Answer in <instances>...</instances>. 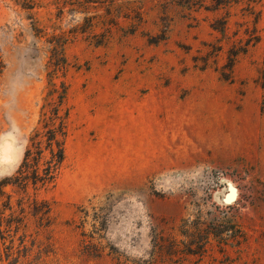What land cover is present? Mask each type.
Segmentation results:
<instances>
[{"label": "rangeland", "instance_id": "rangeland-1", "mask_svg": "<svg viewBox=\"0 0 264 264\" xmlns=\"http://www.w3.org/2000/svg\"><path fill=\"white\" fill-rule=\"evenodd\" d=\"M214 3L0 0V180L20 163L56 42L71 108L42 194L54 223L11 230L0 264H264V0L257 33L243 5ZM197 216L236 232L200 254L153 252L155 233L184 240Z\"/></svg>", "mask_w": 264, "mask_h": 264}, {"label": "trees", "instance_id": "trees-1", "mask_svg": "<svg viewBox=\"0 0 264 264\" xmlns=\"http://www.w3.org/2000/svg\"><path fill=\"white\" fill-rule=\"evenodd\" d=\"M214 8L243 5L249 14H254L252 31L257 33V24L261 20L262 10L255 12L256 5L261 0H213ZM30 8V6H25ZM243 7L241 9H244ZM226 23V20L223 22ZM261 37L256 36L255 42ZM51 49V55L46 66V85L39 105L38 118L25 139V146L20 163L15 172L0 180V261L2 257L8 260L12 255L11 245L6 244L9 232L14 233L26 227V220L31 217L39 228L48 229L54 223L53 201L42 194L54 186L65 160V146L69 135L70 106L68 103L69 86L64 79L68 63L64 56L63 43L56 42ZM101 43V42H97ZM240 51H230L224 67L228 73L221 72L223 80H232V71L236 56ZM3 65L0 62V70ZM62 74L59 75L58 73ZM205 225L204 220L197 216L193 220H183L180 240L173 234L166 239L155 233L152 245L153 252L172 257L180 251V245L187 249V253L200 254L210 238L226 239L236 232L234 224L212 218ZM210 225V226H209ZM211 227V229H210ZM184 231V232H182ZM25 234L22 235V241ZM11 243V240H10ZM83 246L95 247L94 244ZM195 246V248H193ZM97 249V248H96ZM171 259V258H170ZM17 262V258L16 261ZM143 264L149 262L143 260Z\"/></svg>", "mask_w": 264, "mask_h": 264}]
</instances>
